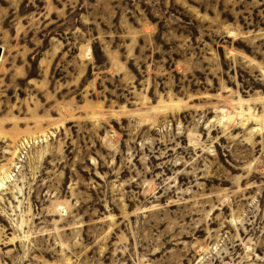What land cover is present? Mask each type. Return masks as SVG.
Here are the masks:
<instances>
[{
	"label": "rangeland",
	"instance_id": "1",
	"mask_svg": "<svg viewBox=\"0 0 264 264\" xmlns=\"http://www.w3.org/2000/svg\"><path fill=\"white\" fill-rule=\"evenodd\" d=\"M0 264H264V0H0Z\"/></svg>",
	"mask_w": 264,
	"mask_h": 264
},
{
	"label": "water",
	"instance_id": "2",
	"mask_svg": "<svg viewBox=\"0 0 264 264\" xmlns=\"http://www.w3.org/2000/svg\"><path fill=\"white\" fill-rule=\"evenodd\" d=\"M0 56H1V51H0Z\"/></svg>",
	"mask_w": 264,
	"mask_h": 264
}]
</instances>
